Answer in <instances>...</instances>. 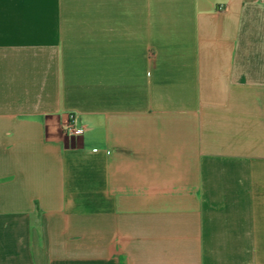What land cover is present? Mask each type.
Wrapping results in <instances>:
<instances>
[{
	"label": "crops",
	"instance_id": "obj_1",
	"mask_svg": "<svg viewBox=\"0 0 264 264\" xmlns=\"http://www.w3.org/2000/svg\"><path fill=\"white\" fill-rule=\"evenodd\" d=\"M0 264H264V0H0Z\"/></svg>",
	"mask_w": 264,
	"mask_h": 264
},
{
	"label": "built area",
	"instance_id": "obj_2",
	"mask_svg": "<svg viewBox=\"0 0 264 264\" xmlns=\"http://www.w3.org/2000/svg\"><path fill=\"white\" fill-rule=\"evenodd\" d=\"M64 133L68 136H80L83 134V129L76 124V116L70 115L69 120L64 126Z\"/></svg>",
	"mask_w": 264,
	"mask_h": 264
}]
</instances>
